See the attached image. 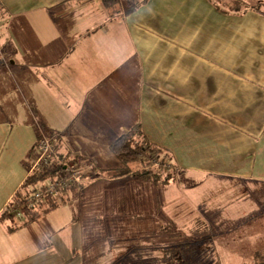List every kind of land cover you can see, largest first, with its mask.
<instances>
[{
    "label": "crops",
    "instance_id": "crops-1",
    "mask_svg": "<svg viewBox=\"0 0 264 264\" xmlns=\"http://www.w3.org/2000/svg\"><path fill=\"white\" fill-rule=\"evenodd\" d=\"M122 2L0 0V264L68 261L67 222L46 221L58 207L29 223L2 217L40 132L85 173L58 198L79 201L70 221L87 229L95 213L126 212L132 189L149 198L183 175L191 189L264 183V6L146 0L126 11ZM133 126L181 170L166 185L115 176L110 145Z\"/></svg>",
    "mask_w": 264,
    "mask_h": 264
},
{
    "label": "rangeland",
    "instance_id": "rangeland-1",
    "mask_svg": "<svg viewBox=\"0 0 264 264\" xmlns=\"http://www.w3.org/2000/svg\"><path fill=\"white\" fill-rule=\"evenodd\" d=\"M121 1L127 8V0ZM212 1L228 12L241 5L238 0ZM243 1L240 11L263 9L264 0L262 4ZM180 172L169 155L160 153L140 166L131 165L130 175L158 176L143 180L161 186ZM81 176L78 184L85 182V173ZM184 178L179 185L164 186L162 191H169V197H162L159 188L152 189L160 207L157 211L150 189L149 198L143 189V199L136 197L139 189H132L126 212L95 213V229L70 221L78 216H71L77 199L64 205L60 198L48 199L39 211L43 216L44 210L58 207L46 221L67 222L62 231L66 247H61L67 251L66 264H254L255 254L264 248V183L203 180L191 189L193 183Z\"/></svg>",
    "mask_w": 264,
    "mask_h": 264
},
{
    "label": "trees",
    "instance_id": "trees-1",
    "mask_svg": "<svg viewBox=\"0 0 264 264\" xmlns=\"http://www.w3.org/2000/svg\"><path fill=\"white\" fill-rule=\"evenodd\" d=\"M120 1L121 0H103V3L105 7L115 8L116 5H119ZM145 1L146 0H127L128 6L126 8V11H131L137 8ZM237 2H239V4L241 5L245 4L243 0H238ZM256 2L258 4H262L260 0H257ZM241 5L233 8L232 11H240ZM262 6H264V4H262ZM110 151L114 155V157L121 163V168L114 170V174L116 177L130 175L131 165L140 166L150 158H153L160 153H164L162 150L156 148L146 139L145 135L142 133L138 126H133L127 132L121 134L110 145ZM65 161H67V159H65ZM60 169V165H58L56 162H52L51 164L46 166L41 165L38 170L28 174L21 189L13 198V201L8 210L9 212L6 211V213H4L2 217L6 219L7 216L8 219L13 220L17 216H21L22 218H24L25 223L33 222L37 218H39L41 216V214H39V211L30 209L27 206L26 199L40 185L44 184L47 181H52L56 174L60 171ZM139 177L142 179L155 180H157L158 178V176H153L151 174L145 173L140 174ZM52 208L46 209L45 212H48ZM11 230H13V228H11ZM254 264H264V248L255 254Z\"/></svg>",
    "mask_w": 264,
    "mask_h": 264
},
{
    "label": "built area",
    "instance_id": "built-area-1",
    "mask_svg": "<svg viewBox=\"0 0 264 264\" xmlns=\"http://www.w3.org/2000/svg\"><path fill=\"white\" fill-rule=\"evenodd\" d=\"M37 154L29 167V174L38 170L41 165H49L56 162L61 166L60 171L52 181H47L40 185L26 199L27 206L34 211H38L40 204L48 199H56L67 188L80 183L82 169L71 161H62L56 155L53 140L45 133L40 132L37 141Z\"/></svg>",
    "mask_w": 264,
    "mask_h": 264
}]
</instances>
